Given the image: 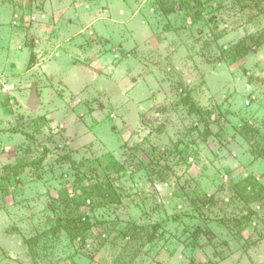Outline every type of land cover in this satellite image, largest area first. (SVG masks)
Returning <instances> with one entry per match:
<instances>
[{
  "label": "rangeland",
  "instance_id": "rangeland-1",
  "mask_svg": "<svg viewBox=\"0 0 264 264\" xmlns=\"http://www.w3.org/2000/svg\"><path fill=\"white\" fill-rule=\"evenodd\" d=\"M263 29L264 0H0V264H264Z\"/></svg>",
  "mask_w": 264,
  "mask_h": 264
},
{
  "label": "trees",
  "instance_id": "trees-1",
  "mask_svg": "<svg viewBox=\"0 0 264 264\" xmlns=\"http://www.w3.org/2000/svg\"><path fill=\"white\" fill-rule=\"evenodd\" d=\"M251 43L244 42L242 44V48L244 52L255 50V47H259L261 44L264 43V29L261 31V33L258 34V36H250ZM249 40V39H248ZM253 46V48H252Z\"/></svg>",
  "mask_w": 264,
  "mask_h": 264
},
{
  "label": "water",
  "instance_id": "water-1",
  "mask_svg": "<svg viewBox=\"0 0 264 264\" xmlns=\"http://www.w3.org/2000/svg\"><path fill=\"white\" fill-rule=\"evenodd\" d=\"M31 107H32V108H35V107H36V103H33V104L31 105Z\"/></svg>",
  "mask_w": 264,
  "mask_h": 264
}]
</instances>
